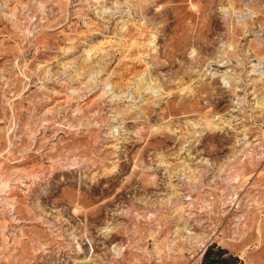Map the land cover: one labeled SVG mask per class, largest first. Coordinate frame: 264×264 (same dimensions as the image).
I'll list each match as a JSON object with an SVG mask.
<instances>
[{
	"label": "rangeland",
	"instance_id": "obj_1",
	"mask_svg": "<svg viewBox=\"0 0 264 264\" xmlns=\"http://www.w3.org/2000/svg\"><path fill=\"white\" fill-rule=\"evenodd\" d=\"M0 264H264V0H0Z\"/></svg>",
	"mask_w": 264,
	"mask_h": 264
}]
</instances>
